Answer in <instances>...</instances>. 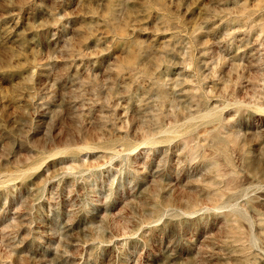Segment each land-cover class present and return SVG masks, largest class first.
<instances>
[{
    "label": "rangeland",
    "instance_id": "rangeland-1",
    "mask_svg": "<svg viewBox=\"0 0 264 264\" xmlns=\"http://www.w3.org/2000/svg\"><path fill=\"white\" fill-rule=\"evenodd\" d=\"M0 264H264V0H0Z\"/></svg>",
    "mask_w": 264,
    "mask_h": 264
}]
</instances>
